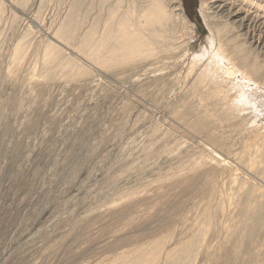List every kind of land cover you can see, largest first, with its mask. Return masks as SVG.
I'll return each instance as SVG.
<instances>
[{"label": "rangeland", "instance_id": "1", "mask_svg": "<svg viewBox=\"0 0 264 264\" xmlns=\"http://www.w3.org/2000/svg\"><path fill=\"white\" fill-rule=\"evenodd\" d=\"M71 1L42 0L40 5L36 0L32 8L40 6L35 10L45 14H38L45 24L35 31L67 12ZM181 1L196 27L198 51L209 35L200 0ZM2 9L6 32L10 18L18 22L0 57V264H124L118 261L122 256L152 241L163 244L152 264H171L163 254L182 246H189L184 264L264 263L263 252L254 260L247 249L234 258L217 230L221 219L215 218L211 228L200 215L210 194L205 173L213 169L205 162L216 163L209 152L236 157L243 144L264 140L263 114L255 126L246 121L238 126L224 148L213 138L212 144L204 142L214 136L211 132L195 133V138L168 120L169 106L189 83L184 82L187 69L181 70L179 88L168 91L156 109L140 90L142 84L135 87L121 76L94 75L91 84L78 78L75 86L57 81L41 94L31 93L33 82L15 90L4 83L7 60L35 10L20 17L9 3Z\"/></svg>", "mask_w": 264, "mask_h": 264}, {"label": "bare ground", "instance_id": "2", "mask_svg": "<svg viewBox=\"0 0 264 264\" xmlns=\"http://www.w3.org/2000/svg\"><path fill=\"white\" fill-rule=\"evenodd\" d=\"M1 1L18 9L20 17L40 7L32 8L36 0H0V57L7 52L2 53L6 37L18 22L10 18L6 32ZM85 2L75 0L67 12L63 8L64 14H56L58 17L52 21L47 18L46 28L39 31L35 28L45 24L38 16L40 12L35 10L29 16L26 28L17 35L9 53L5 84L18 90L33 82L31 93L41 94L57 81L74 85L78 78L93 83L96 75L109 80H120L121 76L135 87L142 84L139 88L145 89L143 95L153 107L177 83H182L179 75L187 69L184 82L189 83L182 88L175 105L169 106L168 120L182 132L192 131L195 138V133L211 132L214 136L203 139L204 142L212 144L213 138V143L224 148L233 141L238 126L245 121L246 125L250 122L255 126L258 116L264 115V0H200V14L209 35L198 51L193 42L196 27L181 0H92L87 5ZM37 51L41 53L39 58L31 60ZM35 65L40 66L38 74ZM19 74L24 75L19 78ZM243 145L236 157L225 154L222 158L220 152H209L216 163L210 160L205 164L211 163L213 169L219 170L205 173L210 194L200 215L209 219L211 228L216 225L215 218L221 219L217 230L231 245L234 258L247 249L250 258L258 260L264 253V140L253 146ZM153 242L141 245L134 253L128 252L118 261L154 263L163 244ZM188 250L189 246H182L163 255L171 264H184Z\"/></svg>", "mask_w": 264, "mask_h": 264}]
</instances>
